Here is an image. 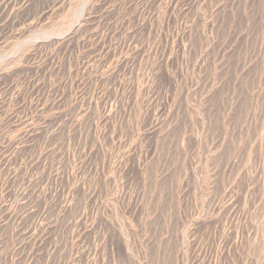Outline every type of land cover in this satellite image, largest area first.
Instances as JSON below:
<instances>
[{"label":"rangeland","instance_id":"obj_1","mask_svg":"<svg viewBox=\"0 0 264 264\" xmlns=\"http://www.w3.org/2000/svg\"><path fill=\"white\" fill-rule=\"evenodd\" d=\"M0 264H264V0H0Z\"/></svg>","mask_w":264,"mask_h":264}]
</instances>
